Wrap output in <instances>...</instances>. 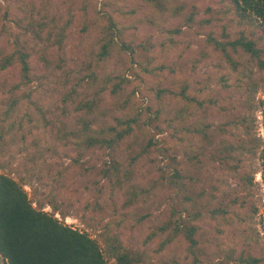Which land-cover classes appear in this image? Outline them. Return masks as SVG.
Masks as SVG:
<instances>
[{
  "label": "rangeland",
  "instance_id": "374dc122",
  "mask_svg": "<svg viewBox=\"0 0 264 264\" xmlns=\"http://www.w3.org/2000/svg\"><path fill=\"white\" fill-rule=\"evenodd\" d=\"M102 1L0 0V50L5 49L8 54L14 49L7 30L24 33L21 24L25 20L22 23L20 20H35L33 28L24 37L26 42L23 41L32 53L30 62L34 70L30 84L13 92L9 83L19 81V65L7 70L0 67V176L7 175L16 180L35 208L96 240L108 261H115L111 248L122 243L141 258L140 264H240L241 257L250 256L264 264L261 151L245 155L239 168L233 167V161H230L231 168L225 169L219 161L212 163L209 159L222 138L219 127L252 112V98L245 89L248 79L232 71L212 52L205 33L196 36L197 27L186 30L189 39L193 40L191 49L185 50L180 43L171 48L170 54L166 52L172 40H180L168 30L178 25L176 17L164 30L152 23L129 30L124 37L143 47L151 41L152 52L157 56L155 65L168 66L161 73L175 85L172 88L186 85L188 82L184 78H189L185 86L189 100L176 94L163 99L166 110L171 112L161 114L157 123L165 130L156 135L160 149L150 147L151 150L141 157L147 139L136 136L124 139L113 150L95 145L88 147L85 143L83 134L88 133L87 124L91 129L99 130L104 125L115 124V118L135 113V109L130 111L128 104L133 97L136 107L147 104L153 116L159 111V101L145 87H138L140 82L132 71L130 51L117 44L109 48L106 58H100L102 46L109 36V29L104 28L107 24L106 0ZM186 2L196 5L202 14L211 7L213 13L207 16L222 18L213 26L217 34L222 31L224 20L228 23L234 20L228 27L233 35L240 31L250 34L253 30L260 33V21L252 27L245 23L239 25V18L228 9L231 6L228 0H175L173 6ZM124 7L126 11H134V17L128 15L127 19H121L124 24L140 19L147 12L152 13L140 0L128 1ZM35 24H44L50 29L46 27L39 37L34 33L39 28ZM56 41L58 46L54 44ZM39 49L44 53H39ZM200 50L209 55L201 57L195 73L189 67L182 79L169 75V66L178 58L182 56L180 62L186 57L199 58ZM118 76L126 78L123 81L122 77L121 81ZM257 76L254 73L252 80ZM106 77L113 84L121 82L117 95L112 93V85L102 84ZM65 96L72 98L66 102ZM253 96L257 120L253 132L262 143L264 88ZM18 98L20 100L15 104ZM89 106L94 107L86 108ZM175 108H190L191 117L186 123L176 122L167 128L164 120L176 119L178 109ZM193 127L199 132H188L194 130ZM194 152L202 160L200 163L195 161L198 169L191 162ZM135 157L137 160L132 162ZM173 159L181 163L184 174L190 172L203 179L206 197L198 196L200 187L189 177L183 180V186L170 184L169 176L174 173ZM109 166L117 167V175L124 183L123 190L112 191L106 186L112 180L104 176L105 168ZM229 170H237V173ZM247 174L254 178L253 185L248 183ZM128 176H131L130 182H127ZM128 192L132 200L130 205H126ZM210 196L214 205H220L223 199L230 206V212H238L241 219L235 218L232 223L223 219L216 221L203 211V217L194 220L198 209L195 202L198 201L199 207L211 200L208 199ZM188 198L193 200L188 201ZM173 209L182 212V220L198 227L199 244L194 251L184 234L174 238L173 227L162 230ZM0 264H5L1 255Z\"/></svg>",
  "mask_w": 264,
  "mask_h": 264
},
{
  "label": "trees",
  "instance_id": "16d2710c",
  "mask_svg": "<svg viewBox=\"0 0 264 264\" xmlns=\"http://www.w3.org/2000/svg\"><path fill=\"white\" fill-rule=\"evenodd\" d=\"M132 0H106L104 8L106 10L107 24L104 26L109 29L108 40H105L104 45L100 53V58L107 57L109 48L121 44L125 51H130L132 71L140 82V86L145 87L158 101L159 111L156 116L150 114L151 107L147 104L141 107H136L134 104V97L128 102L130 105V111L135 109V113L126 114V116L115 118V124L111 126L104 125L99 130L91 129L90 125H86V131L88 133L83 134L84 141L88 145L98 146L103 149L113 150L121 141L132 136L142 137L147 139V143L143 146V157L152 148L157 145L156 135L163 133V130L158 123L161 114H170L171 111L166 110L167 104L163 102L164 97L176 94L177 96H183L189 100V96L185 94L187 89L185 86L189 83V78H184L186 85H177L176 88H172L175 85L168 82L167 77L162 75V70L168 67L166 65H155L157 56L153 54V44L151 41H147L146 44H135L132 41H126L125 35L129 30H136L139 27L152 25V23L158 29H166L165 26L170 23L173 17L179 19L178 25L169 28V32L179 37V41L172 40L170 49L166 54H170L171 48L178 47L180 43L185 50L191 49L192 41L189 39L186 30H194L197 27L196 36L201 34L206 35V41L212 52L223 59L228 67L236 72L239 76L248 79L246 82V93L252 98V112L249 115H244L241 119H231L221 127L222 136L221 141L216 150L212 151L209 155L210 161L217 162L225 168L230 169V161L234 162V168H239L240 164L245 161V155L257 154L261 151V159L263 163V177H264V141L258 142L256 134L253 132L256 128L255 117V96L260 88H264V0H228L230 1L229 11L233 12L236 17L239 18V25L245 23L251 26L260 21V33L255 30L248 34L245 31H240L238 35H233L232 30L228 31L230 22L227 20L223 25L222 31L217 34L213 29V26L218 21L222 20L221 17L215 15L208 17V13L212 12V8H206L204 14L201 13L199 8L190 3H181L177 6H173L175 0H140L143 4L152 10V13L145 14L140 19L132 20L126 24L121 22V19H127L130 15L134 17V11H126L124 4ZM179 1V0H176ZM104 2V0L102 1ZM24 14L29 15L27 10ZM213 13V12H212ZM47 18V15H45ZM225 19V18H224ZM23 27L24 33L16 34L13 29L7 30L8 36L11 39L14 49L7 54L5 49L0 50L1 69L7 70L12 66L19 65V81L16 84L9 83L13 86V92L19 91L23 86L27 87L33 78V66L30 62L32 53L28 51V45L25 43L24 37L33 28V20L26 21L28 18L21 19L20 22ZM54 24L56 22L52 21ZM28 23V24H26ZM58 23V22H57ZM26 24V25H25ZM41 31L37 29L34 33L37 36L42 37V33L46 27L44 24L37 25ZM26 27V28H25ZM48 29H50L48 27ZM199 29H201V32ZM51 31V30H50ZM259 34V35H258ZM121 39H120V38ZM195 37V39L197 38ZM48 39V38H47ZM52 38L49 37V41ZM172 39V38H170ZM194 39V40H195ZM25 41V42H23ZM25 43V44H24ZM58 46V41L54 43ZM39 53H44V50L39 49ZM183 54V53H182ZM199 58L186 57L184 62H180V58L175 64L169 66L170 76L175 78H183L184 72L190 67L191 71L195 73L198 67L201 57L207 58L208 53L205 50H200ZM179 65V66H177ZM257 69V70H256ZM258 74L257 79L252 80L253 74ZM123 81L125 80V76ZM122 77L118 76L117 79ZM129 80V79H128ZM129 82V81H128ZM103 85H112L111 91L117 95L121 90V82L113 84L108 80V77L102 81ZM180 86V88H179ZM76 93V92H74ZM138 90L134 92L136 96ZM70 96H65V101ZM20 98L15 100V104L18 103ZM191 100H194L191 98ZM94 106L86 108L92 109ZM178 109L176 113V119L164 120L166 126L170 127L173 123H186L191 117L189 114L190 108H175ZM149 111V113H146ZM160 112V113H159ZM168 118V117H166ZM165 118V119H166ZM153 128V130H152ZM209 128V126H208ZM190 129L188 132H199L198 129ZM92 131L94 133H92ZM155 131V132H154ZM194 131V132H193ZM203 134V133H202ZM208 137V134H203ZM216 139H212V143L215 144ZM235 142L237 145H235ZM151 149L149 150V148ZM191 149L194 148L191 146ZM147 150H149L147 152ZM195 150V149H194ZM141 152V153H142ZM206 155V152H205ZM137 157L133 158L132 162L136 161ZM176 158V157H174ZM177 159V158H176ZM174 160V159H173ZM200 163L199 154L194 152L191 162L194 163L195 168L198 166L195 161ZM228 171V170H227ZM229 172L237 173V170H229ZM255 173V171H253ZM252 172V174H253ZM118 169L116 166H109L105 168V178L112 179L108 181L107 187L112 191L115 189L123 190L124 183L120 179V175H117ZM116 175V178H115ZM189 177L190 181L200 187L198 196L200 198L206 197L208 194L204 188L203 179L197 174L192 175L190 172L183 173L181 163L174 160V173L169 176V181L172 186H183V180ZM248 183L253 185L254 178L246 175ZM131 181V176H128L127 182ZM214 190H218L214 187ZM212 195V194H211ZM214 195V194H213ZM212 195V196H213ZM207 200L206 204H202L199 207L195 202L198 209L194 213V220H199L203 217L205 211L214 220L219 221L221 219L228 220V222L235 218L241 219L238 212H230V206L223 201L221 204H213L214 199ZM214 198V197H213ZM192 198H188L191 201ZM126 205L132 204L131 195L128 192ZM193 200V199H192ZM224 203V204H223ZM187 209V208H185ZM179 215V217H177ZM182 212L172 210V215L169 218L166 226L162 228L166 231L170 227H173L175 234L174 238L180 234H184L186 239L190 243L191 250H195L199 244V240L196 238L198 227L192 226L187 220H182ZM112 258L114 262L108 261L104 256V253L96 240L90 237L87 233L75 229L71 226L61 223L55 216L35 208L32 202L29 200L25 189L13 178L7 175L0 176V255L4 259L5 264H140L141 258L136 256L134 252L130 251L124 244L119 243L111 248ZM240 264H260V259L254 257L243 258L241 257Z\"/></svg>",
  "mask_w": 264,
  "mask_h": 264
}]
</instances>
